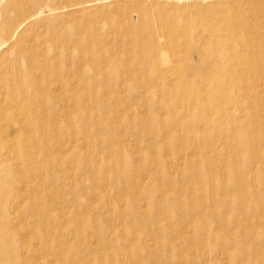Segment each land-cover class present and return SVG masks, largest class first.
<instances>
[{"label": "bare ground", "instance_id": "1", "mask_svg": "<svg viewBox=\"0 0 264 264\" xmlns=\"http://www.w3.org/2000/svg\"><path fill=\"white\" fill-rule=\"evenodd\" d=\"M47 1L0 0V114L18 118L10 136L0 137V264H104L109 246L94 248L98 259L91 262L76 253L68 258L75 246L66 232L72 225L77 234L78 220L99 201L103 131L113 132L108 146L114 148L130 144L117 134L126 125L127 134L137 128L146 132L149 145L179 147L182 161L192 162L188 149H194L199 161L190 171L177 167L179 174L215 189L219 163L225 172L238 174L242 192L237 161L244 121V144L252 159H262L255 129L263 133L258 104L264 98V0H127L120 11L123 21L111 25L112 38L38 32L28 42L27 32L19 30L56 9L54 3L100 0ZM10 9L19 22L13 30ZM163 35L173 42L161 43ZM190 43L199 51L195 64L175 53V47L183 52ZM49 48L56 53L48 55ZM134 137L138 144L146 141ZM171 173L155 186L165 198ZM122 195L119 191L117 198ZM179 198L175 202L181 207ZM92 217L104 218L101 213ZM93 239L102 244L99 237ZM130 247H118L119 255L128 256ZM175 251L182 256V249Z\"/></svg>", "mask_w": 264, "mask_h": 264}, {"label": "rangeland", "instance_id": "2", "mask_svg": "<svg viewBox=\"0 0 264 264\" xmlns=\"http://www.w3.org/2000/svg\"><path fill=\"white\" fill-rule=\"evenodd\" d=\"M48 1V3H52V0ZM129 2L131 1L100 0L73 4L74 2L58 1L54 3L56 9L47 10L34 20L26 22L19 33L27 32L25 39L28 42L38 32L49 36L54 34L57 37L63 32L71 34L81 32L85 38L90 40L97 37L112 38L116 34L111 33L113 32L111 25H117L118 22L123 21L120 11H122L123 4ZM113 3L120 5L118 10L109 8ZM132 7L133 10L137 9L136 6ZM9 18L11 20L9 28L13 30L19 22L14 20V11L11 9ZM2 22L3 18L0 12V26L3 24ZM3 29L5 30L4 27ZM114 32L116 31L114 30ZM2 36H4L3 33ZM120 36L124 37L123 34ZM159 38L161 43L163 41L173 42L170 36L163 35ZM194 45V43L188 44V48L185 46L186 49L183 52L179 50V47L174 46L175 53L178 55L184 53L192 61V64H195L200 60L198 48ZM47 53L52 55L56 52L49 48ZM121 57L125 56L121 55ZM87 70L89 71L90 68L87 67ZM263 82L264 80L260 86L264 91ZM107 85L109 87V84ZM43 86L45 88V85ZM55 88L59 92L62 91L58 84L55 85ZM137 90L142 91L144 88L138 87ZM258 106L261 109L258 120L260 119L264 123V98L263 103L259 102ZM4 115L0 114V137H4L5 132H8L7 135L10 136V130L17 126L15 122L18 121L17 116L9 117L10 114H7L5 117ZM244 129H247L245 121L242 123V133L239 134L242 144L238 148L241 154L237 161L239 168L242 169V192L239 191L240 179L236 177L238 174L230 171L225 172L219 163L215 166L218 169L217 176L214 178L215 189L206 183L198 184L193 177L187 174H179L176 171L177 167H183L190 171L199 161L200 157L193 154L194 149H188L192 154L191 160L194 162L191 166L190 160L182 161L177 155L179 147L176 149L172 147L173 145L169 147L149 145L146 132L138 128L127 134V128L124 125L117 132L120 137H128L129 147L122 144L116 145L115 148L110 145L109 147V139L114 136L113 132L103 131L102 147L104 149L98 154L101 162L100 187L97 193L99 201L90 212L78 220L79 232L77 234L73 232L74 226L67 227L66 232L75 246L73 250H69L68 258L76 253L78 258L85 257L91 262L98 259L97 254L92 251L94 248L100 247L101 249L104 246H109L110 250L107 249V252L105 251L102 255L105 260L104 264H170L171 261L174 264H264V143L260 142V138L264 136V125L263 133L255 129L256 136H258L256 147L259 148L262 159L251 158L248 148L244 144L247 137ZM134 136H145L146 141L139 145ZM104 139H106V143ZM210 154H213L212 150ZM172 164L173 167L170 168ZM170 170L173 171L171 173L172 181L164 184L168 189L170 188L168 197L165 198L155 186L163 183V178ZM206 176L207 174L203 172L202 177ZM138 177H141L139 182L136 181L139 179ZM124 184H128L126 189H124ZM119 191L125 197L122 200L117 198ZM237 194L238 196H236ZM178 196L181 207L175 202ZM241 196L242 203L240 202ZM132 200H134V204H132ZM110 201L112 202L111 206L109 205ZM68 212L74 213L72 208H69ZM98 213L104 217L99 221L92 217ZM152 216L154 217L152 218ZM89 218L90 220H86ZM69 228L72 231H68ZM124 230L128 232L126 236L123 233ZM180 231H183V234ZM93 236L99 237L102 244L95 243L96 240L93 239ZM129 243H131V247L128 256L119 255L123 252H119L118 247L126 246ZM134 244H137V247ZM81 245L85 247V253ZM179 248L183 250L182 256L177 255L176 251L174 252ZM173 252L175 255L172 254V258H170L169 254ZM137 253L145 257L136 256ZM110 256L112 258H109Z\"/></svg>", "mask_w": 264, "mask_h": 264}]
</instances>
